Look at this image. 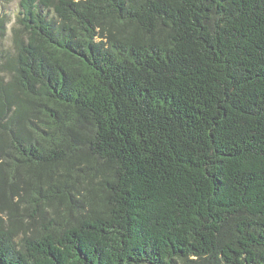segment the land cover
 <instances>
[{
    "label": "trees",
    "instance_id": "obj_1",
    "mask_svg": "<svg viewBox=\"0 0 264 264\" xmlns=\"http://www.w3.org/2000/svg\"><path fill=\"white\" fill-rule=\"evenodd\" d=\"M19 8L0 264H264V0Z\"/></svg>",
    "mask_w": 264,
    "mask_h": 264
},
{
    "label": "rangeland",
    "instance_id": "obj_2",
    "mask_svg": "<svg viewBox=\"0 0 264 264\" xmlns=\"http://www.w3.org/2000/svg\"><path fill=\"white\" fill-rule=\"evenodd\" d=\"M19 2L20 0H7L6 2H4V4L2 3V5H0V14L6 13L11 19L9 22L10 24H8L6 45L10 44L12 38L11 28L16 23V17L18 16L20 11ZM50 18H54L53 13L50 14Z\"/></svg>",
    "mask_w": 264,
    "mask_h": 264
}]
</instances>
